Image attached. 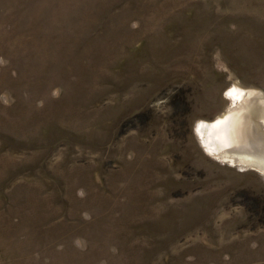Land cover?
I'll list each match as a JSON object with an SVG mask.
<instances>
[{
    "label": "rangeland",
    "instance_id": "1",
    "mask_svg": "<svg viewBox=\"0 0 264 264\" xmlns=\"http://www.w3.org/2000/svg\"><path fill=\"white\" fill-rule=\"evenodd\" d=\"M230 90L264 0H0V264H264V173L198 130Z\"/></svg>",
    "mask_w": 264,
    "mask_h": 264
},
{
    "label": "bare ground",
    "instance_id": "2",
    "mask_svg": "<svg viewBox=\"0 0 264 264\" xmlns=\"http://www.w3.org/2000/svg\"><path fill=\"white\" fill-rule=\"evenodd\" d=\"M234 91L230 90L228 96L235 99L237 101L236 103L241 102L240 104H236L238 106L240 105L239 112L237 111L238 113L236 114L235 110H231L229 113L217 118L213 122H203L198 130H200V132L206 131L204 142L206 145H212L214 147L212 148L209 146L210 153L212 152L218 155V158L220 157L222 160L228 161L231 164H243L254 169L256 168L264 173V160L250 153L248 150V141L245 139L244 132L248 123L254 125V128L257 127V123H259V115L264 109V105L260 102L255 103V101L260 99L261 96L260 94L252 95L255 101L252 100V103L246 104L244 103L246 101V96H244L243 93L234 94ZM259 137L260 136H258V139Z\"/></svg>",
    "mask_w": 264,
    "mask_h": 264
}]
</instances>
